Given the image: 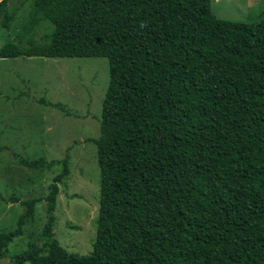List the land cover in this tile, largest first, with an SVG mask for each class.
I'll use <instances>...</instances> for the list:
<instances>
[{
	"label": "trees",
	"instance_id": "trees-1",
	"mask_svg": "<svg viewBox=\"0 0 264 264\" xmlns=\"http://www.w3.org/2000/svg\"><path fill=\"white\" fill-rule=\"evenodd\" d=\"M40 22L44 40L7 41L0 57L107 59L95 236L87 254L57 243L51 184L40 234L10 264H264V12L247 23L210 0H32L18 39ZM37 201H21L0 249Z\"/></svg>",
	"mask_w": 264,
	"mask_h": 264
},
{
	"label": "rangeland",
	"instance_id": "rangeland-1",
	"mask_svg": "<svg viewBox=\"0 0 264 264\" xmlns=\"http://www.w3.org/2000/svg\"><path fill=\"white\" fill-rule=\"evenodd\" d=\"M31 1L6 0L10 19L8 28L0 25V46L7 41L23 45L25 38L44 40L48 27L42 22L18 39ZM210 7L219 18L252 23L264 12V0H210ZM107 81L108 63L101 56L0 57V233L17 227L18 216L26 211L21 201L38 199L23 217L20 234L0 249V264H10L40 234L51 184L57 187L53 237L68 253L90 252L99 189L92 140L98 136ZM40 157L56 163L48 170L18 163ZM62 160L67 172L55 182Z\"/></svg>",
	"mask_w": 264,
	"mask_h": 264
}]
</instances>
